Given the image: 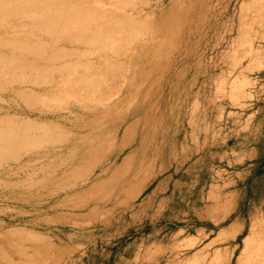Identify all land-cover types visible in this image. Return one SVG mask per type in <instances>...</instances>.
I'll return each mask as SVG.
<instances>
[{"label":"rangeland","instance_id":"obj_1","mask_svg":"<svg viewBox=\"0 0 264 264\" xmlns=\"http://www.w3.org/2000/svg\"><path fill=\"white\" fill-rule=\"evenodd\" d=\"M20 32L73 72L0 67V264H264V0H0Z\"/></svg>","mask_w":264,"mask_h":264},{"label":"bare ground","instance_id":"obj_2","mask_svg":"<svg viewBox=\"0 0 264 264\" xmlns=\"http://www.w3.org/2000/svg\"><path fill=\"white\" fill-rule=\"evenodd\" d=\"M93 26H95L94 27V29H92L93 28ZM100 27V26H98V25H94V23L92 22H90V24H88V25H84V26H82L83 28H87V29H89L90 31L89 32H91V33H93V31H94V33H97V30H98V28L97 27ZM86 29V30H87ZM93 31H92V30ZM14 31H16V29L14 30ZM88 31V30H87ZM21 36L22 35V33L20 32V33H14V35H7V34H3L2 36H5V37H8V38H6L5 40H10V42L12 43L14 40V43H17V46L15 45V53H14V51L13 52H11V55L9 56V55H6V56H0V63H2L1 61H3L5 64L2 66L1 64H0V67L2 68H5V66H7L6 65V63H8V65L9 66H13V65H15V66H24L25 65V63L24 64H22V62H20L21 60H20V58L21 59H24V58H22L23 57V55L25 54V53H27V52H33V54H35V55H32V63H30V67L31 68H36V64H38L39 65V68L41 67H44V68H47V66L48 65H51V66H53V67H50V68H52V72H58V71H61V73H64V72H62L63 70L64 71H66V73H69V72H73V70H71V67L70 66H68V64H65V65H63V66H54V63L55 62H57V61H59L60 59H62V57L64 56V53H63V51L62 50H59V51H57V52H53L52 51V48H54V47H56L57 45H60V44H62V41L59 43L58 42V44H53V43H51V42H47V43H42V40L41 39H34V38H32V39H30L29 38V36H27V37H25V39H17L16 40V36ZM24 41L26 42L27 41V43H24ZM44 41V40H43ZM64 44V43H63ZM6 47V46H5ZM3 48V47H2ZM1 49V48H0ZM10 49V48H9ZM2 53V52H1ZM26 58V57H25ZM58 65V64H57ZM54 70H56V71H54ZM0 73H1V71H0ZM3 98V97H2ZM26 113V112H25ZM30 113V112H29ZM41 116V115H40ZM12 127V126H11ZM25 127H28V123L25 125ZM2 128V127H1ZM31 134V133H30ZM20 149V148H19ZM23 150V149H22ZM17 151V150H16ZM15 151V152H16ZM58 151V150H57ZM4 152V151H3ZM0 153H2V152H0ZM5 153V152H4ZM17 153V152H16ZM15 153V154H16ZM11 154V153H10ZM6 155V154H5ZM8 157V156H7ZM79 158L81 157V156H78ZM15 158H16V156H15ZM78 158V159H79ZM72 159V158H71ZM85 160V159H84ZM83 160V161H84ZM32 161V160H31ZM88 161V160H87ZM86 161V162H87ZM5 162V161H4ZM65 163V162H64ZM84 163V162H83ZM79 164V163H78ZM81 164V163H80ZM85 164V163H84ZM68 167V166H67ZM66 167V168H67ZM31 168V167H30ZM44 168V167H43ZM56 168V167H55ZM64 168V167H63ZM37 170V169H36ZM64 171V170H63ZM62 171V172H63ZM36 172V171H35ZM59 173V172H58ZM67 173V172H66ZM71 174V173H70ZM58 175V174H57ZM64 177V176H63ZM255 252H256V259L257 260H259L261 257H262V255H264V254H262V252H261V249H260V245H257V249L255 250Z\"/></svg>","mask_w":264,"mask_h":264}]
</instances>
